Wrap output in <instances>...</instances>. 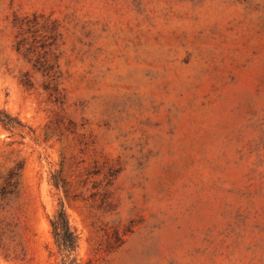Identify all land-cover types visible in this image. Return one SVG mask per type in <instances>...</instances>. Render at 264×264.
Instances as JSON below:
<instances>
[{
    "label": "rangeland",
    "instance_id": "obj_1",
    "mask_svg": "<svg viewBox=\"0 0 264 264\" xmlns=\"http://www.w3.org/2000/svg\"><path fill=\"white\" fill-rule=\"evenodd\" d=\"M0 108V264H264V0H0Z\"/></svg>",
    "mask_w": 264,
    "mask_h": 264
},
{
    "label": "trees",
    "instance_id": "obj_2",
    "mask_svg": "<svg viewBox=\"0 0 264 264\" xmlns=\"http://www.w3.org/2000/svg\"><path fill=\"white\" fill-rule=\"evenodd\" d=\"M0 124L10 131L24 126V123L18 116L10 114L3 108H0ZM10 186H12V184H10ZM15 186L16 184H13V188H9V186L6 185L1 189L0 193L3 196L12 194L14 193ZM50 223L60 256L58 264H78L75 253L79 247V235L71 224L67 210L63 205H61L50 218Z\"/></svg>",
    "mask_w": 264,
    "mask_h": 264
}]
</instances>
